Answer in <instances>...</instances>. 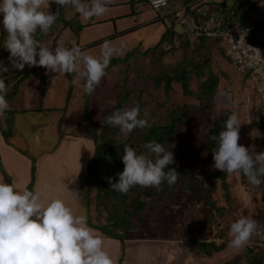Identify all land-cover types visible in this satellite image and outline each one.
Wrapping results in <instances>:
<instances>
[{
	"label": "rangeland",
	"instance_id": "374dc122",
	"mask_svg": "<svg viewBox=\"0 0 264 264\" xmlns=\"http://www.w3.org/2000/svg\"><path fill=\"white\" fill-rule=\"evenodd\" d=\"M204 1L218 3L222 0ZM175 2L177 7L180 6L181 0H175ZM252 2L254 7L247 11V17L250 20H247L246 16L245 18L237 16L235 19L241 22L245 20L249 24L251 21L264 24V6H261V0H252ZM224 3L227 5V9L233 4V0H225ZM218 5L222 7V4ZM211 6L206 7L211 9ZM67 9L60 14L63 19L70 20L75 14V10L71 6H68ZM171 11L172 9L169 11H154L148 5H141L132 0H110L107 5V12L102 16L90 19H84L80 14L76 16L77 23L72 21L76 25L71 28L74 27L75 29L81 23L92 22L81 27L78 33L71 31V28L49 33L41 44L42 46L49 49H54L57 45L70 48L73 45L81 46L83 43H90L99 37L107 36V38H110L115 32L128 28L130 31L127 34L107 41L109 42L110 59H122L126 52L130 51L131 53L132 50L139 54L128 58L127 64H119L116 67L106 69L104 77L90 95L86 94L82 87L74 89L73 85L72 89L75 90V94L67 96V82H65L64 74L47 73L46 71L45 76L43 67L22 79L12 94L13 82L21 79L25 74V71H18L19 73L12 79L11 85L7 83V87H10L5 97L9 104L7 111L11 110L12 114L10 113V117H8L9 112L4 113L3 117L0 115V123L3 125L5 122L4 124H6L5 118H9L8 121L12 123L11 142L14 145L27 151L29 155H33L36 150H38V153H42L59 143L65 135L71 133L86 134L90 124L99 131L106 124L104 118L109 115L108 110L117 104L116 95L122 92V82L126 77L124 88L130 93L129 99L120 109L113 111L110 115L125 108L138 106L141 110V118L146 113L148 126H151L152 124L162 125L167 123V113L171 110L175 113L182 111V119L176 124L173 135L169 137L164 147L172 153L175 152L177 163L185 169L184 174L180 175L181 177L177 179L176 183L186 184L187 186L174 194L167 195L164 199L162 197V186L158 188L146 187L145 189H140L138 186L139 191L137 190V193L139 192V196H137L146 205L144 211L138 213L133 219V227L140 229L133 234L141 232V228L146 227V230L150 233H144L143 236L149 235L150 238H156V236L157 238L163 236L171 238L173 233L176 232L182 239L179 241L189 244V246L193 245L191 241L214 242L216 245H220L230 240V225L226 223L227 219L224 220L225 213H218L216 207L235 204L238 205L236 206L235 220L242 215H248L256 219L255 208L261 207L260 188H263L264 184L257 187L249 184L247 180L243 181L239 174H227L226 183L229 194L225 196L221 190L220 181L207 180L205 177V174L217 171L213 167L212 152L208 147L210 138L208 131L212 128L213 122L216 120L221 121L223 116L217 118V110L213 114L209 106H205L206 103H199V100L195 97L194 94L197 93L198 88L195 73L188 74V77L191 78L189 83V90L193 93L191 96L184 95L180 84L177 82L171 83V90L168 93L164 92L163 85L159 88L154 87L151 77L164 70V66L174 65L180 62L182 58L179 49L181 46L180 41L175 36L172 40L175 52L165 58L163 62L162 60L155 61V57L159 55V50L152 51L166 29L172 28L175 34L184 35L179 25V17L167 16ZM158 15L161 19L158 18ZM61 17L59 16V21H63ZM97 21L101 22L96 23ZM132 28L134 29L131 30ZM6 37L7 34L5 40ZM200 39L189 38L188 40L197 41ZM105 42L91 47L88 46L89 48L83 51L86 54L100 58L101 53L105 51L102 48ZM142 49L143 52H146L145 55L140 52ZM217 51L219 52V57H216L218 61L217 63H211V70L218 74L220 67L229 77L228 83L223 80L220 81L222 88L217 90L229 92L232 95L233 104H230L226 98L224 101L223 99L217 100L218 98H214L213 104L220 108H230V111L237 115L240 124L238 144L245 147L255 145L258 152L262 151L263 145L259 147L256 142L259 134L253 119L255 111L245 106L248 97L252 94L251 86L248 82L244 83V79L234 70L232 63L220 58V49H217ZM137 74L142 75V80L138 82L134 81V76ZM75 75V73L67 74L70 81ZM230 80H233L234 84L229 85ZM82 83L83 79L81 78ZM42 87L46 88L43 91V97L41 96ZM233 96L235 97L234 101ZM65 98H68L67 104L62 108ZM141 103L144 105L141 106ZM40 105L52 109L45 113L39 109ZM259 113L262 115L261 111ZM60 116L62 121L63 119L66 120V125L61 129L64 133L61 138L58 135L56 126ZM113 127L119 128L117 126ZM134 132H136V129L127 135L121 133L119 137L121 140H126ZM146 193L149 196H145ZM175 200L183 204L180 206L181 203H175ZM89 205L88 200H83L80 203L86 217H92L90 214L93 205ZM180 226L183 227L180 228ZM261 239H264V234ZM175 244L180 245V242ZM242 248L236 249L228 246L219 253V260L217 259L218 262L216 263L244 264L245 259L242 253L240 254ZM138 250H136L138 255H135V259L139 257V264H153V252L161 251V248L158 244H146L145 249ZM192 251L195 254L193 257L197 258V250L193 249ZM260 252L259 257L263 258L264 248ZM132 253L133 251L130 250V259H134ZM167 259L172 260L174 263L182 262L180 258L175 257L173 259L170 255ZM207 262L205 264H213V260ZM197 264H201V261L197 260Z\"/></svg>",
	"mask_w": 264,
	"mask_h": 264
},
{
	"label": "clouds",
	"instance_id": "9594fccd",
	"mask_svg": "<svg viewBox=\"0 0 264 264\" xmlns=\"http://www.w3.org/2000/svg\"><path fill=\"white\" fill-rule=\"evenodd\" d=\"M52 2L58 5L54 14L48 10ZM109 3L110 0H0V14L7 33L4 48L11 66L0 61V73L11 69L22 71L26 65L43 67L47 73H75L71 83L92 94L110 62L109 42L102 45L105 51L96 58L76 45L49 49L35 39V34L38 29L48 33L60 15V8L71 6L81 17L90 19L104 15ZM151 3L160 8L166 6L167 0H151ZM247 47L257 56L262 54L257 48ZM7 78L0 77V115L9 108L5 98ZM104 122L119 127L124 135L148 126L147 114L141 118L138 106L105 116ZM239 128L237 115H227L223 129L212 137L216 142L212 149L213 167L228 175L242 174L249 184L258 187L264 184V151L258 152L255 145L238 144ZM144 147L150 156L137 154L125 144L121 157L124 169L116 174L118 181L106 178L112 189L126 194L135 186L158 188L163 180L174 184L181 177L175 168L168 167L174 163L172 151L155 140ZM257 225L258 221L248 215L232 222L229 246L244 247L257 232ZM0 264H113V260L104 250L103 239L88 226L87 218L75 215L62 199L42 202L36 191L17 190L0 180Z\"/></svg>",
	"mask_w": 264,
	"mask_h": 264
},
{
	"label": "trees",
	"instance_id": "16d2710c",
	"mask_svg": "<svg viewBox=\"0 0 264 264\" xmlns=\"http://www.w3.org/2000/svg\"><path fill=\"white\" fill-rule=\"evenodd\" d=\"M133 2H138L139 4H145L148 5L147 0H132ZM223 1V0H222ZM209 2L204 0H181L182 4L191 3L193 4V8L197 9L203 6L212 5L211 9L209 11L211 13L216 14L217 18L223 22L224 24H244L249 25V22L244 21H238L235 19L237 16H241L247 20H250L249 17H247V11L252 9L253 2L252 0H233V4L230 6V8L226 9V4L223 2ZM218 4H222V7H220ZM50 6L52 8V13H56L58 5H56L54 2L50 3ZM65 10H68L66 8H60V13H63ZM171 10V9H170ZM79 15L75 11V14L71 17L70 20L63 19L61 17V14L59 15L63 21H59V17L57 21L52 25L48 33H41L39 29L37 30L35 34V39L42 44L44 40L46 39V36L49 33L52 32H58V31H65L70 29L73 25H76V16ZM167 16H171L173 18H177L178 13L175 12L173 9L172 11L167 14ZM158 18H160V15H158ZM161 19V18H160ZM109 20V19H107ZM72 21H76V23H72ZM101 22L97 21L96 23ZM92 22L89 21L88 23L76 26L71 28V31L74 33H78L81 27L87 26L91 24ZM132 28L131 30H133ZM130 30L128 28L115 32L113 35L110 36V38H107V36L99 37L97 40L92 41L90 43H83L81 46H79L82 51L86 50L87 48L99 44L108 40H111L112 38H116L121 35H125ZM7 33L4 31V28L0 32V61H2L5 65L10 66L8 57L9 53L4 48V42H5V35ZM173 36L178 37L180 41V51L182 54V58L180 62H177L174 65H167L164 66V70L159 72L156 76H152L151 80L153 81V85L156 88H159L161 85H163L164 92L168 93V91L171 90V83L177 82L180 84L183 94L186 96H191L193 93L189 90V83L191 78L188 77L189 73H195L197 78V93H195V97L197 100H199V103H206L205 106H209L211 109V112L214 114L215 110H217V118H221L222 120H216L212 124V128L208 131V135H210L208 147L210 148L211 152L214 147H216V142L212 139V137L219 134V132L223 129L224 121L227 119V115L231 114L230 108L225 107H216L213 104V100L215 97V91H217L218 88H222L220 85V81L223 80L225 83H228L229 77L226 72L222 71V68L219 67L218 74L214 73L211 70V63L216 62V57H219V52L216 50L218 49L215 42L206 41L205 39H200L197 41H191L188 40L184 35H177L173 32L172 28H168L165 30V32L161 35L159 41L154 45L152 48V51L159 50L158 57H155V61H164L165 58H167L169 55L175 52V47L172 45L173 42ZM89 46V47H88ZM192 47V48H191ZM217 49H216V48ZM147 50V48H145ZM142 54L145 55L146 52H143V49L140 51ZM138 52H135L132 50V52H126V55L124 58H112L110 59L109 65L107 69L113 68L118 66L119 64H127L128 58H131L135 55H138ZM3 55H6L5 57ZM153 56V54H152ZM163 57V58H162ZM162 58V59H161ZM220 58L227 60L224 55L221 53ZM229 61V60H228ZM40 67L33 66L28 67L27 65L22 71H25V74L22 76L21 79H17L16 82L13 85V90L11 91L12 94L15 92V87L19 84V82L26 78L29 74H32L37 71ZM45 69V68H44ZM16 69H11L8 73H0V77H8L5 80L6 86L7 83L11 85L12 79L19 73ZM46 69H45V76H46ZM65 78L67 90L66 94L74 95L75 90L72 89L73 84L69 80V77L67 74L63 75ZM67 78V79H66ZM244 79V78H243ZM136 82L142 80V75L137 74L134 76V81ZM229 85L234 84L233 80H230ZM126 77L124 78L122 82V92H120L117 97V104L112 108L108 110V114L110 115L113 111L120 109L123 104H125L126 101H128L130 93L129 91L125 90V83ZM243 82V81H242ZM45 83V78H44ZM224 83V84H225ZM245 83V79H244ZM9 90V86L7 87ZM15 89V90H14ZM44 87L41 89L42 97L44 96ZM74 89H78V86L74 85ZM237 93V92H236ZM236 95V94H235ZM238 96V95H237ZM71 97V96H70ZM234 97V96H233ZM235 97L233 98L234 101ZM68 98L64 99V108L67 104ZM224 101V100H223ZM144 104L141 103V106ZM163 105V104H160ZM38 109V108H37ZM36 109V110H37ZM39 109L43 110L45 113L47 111H50L52 108H44L43 105H40ZM61 109V108H60ZM34 110V109H33ZM8 113V117H10V113L12 114L11 110H6ZM5 112V113H6ZM259 112L253 113V119L255 121V124L258 128V134L259 136L256 138L257 145L259 147L262 146V151H264V115H260ZM183 113L178 112L175 113L173 110L167 113V123H164L162 125H154L147 126L143 129H136V132L132 134V136L126 140H121L119 137V134L121 135L119 128H114L112 125L105 124L99 131L97 128L93 127V125L88 126V130L86 134H75L71 133L68 135L73 136H81L83 138L89 139L93 142L94 146V153L89 161V163L86 166L85 172L80 177V195H79V201L88 200L89 206L91 208L95 209L99 215H103L102 211L104 210L106 212L105 218H100L99 222L95 218V222L98 223L95 227L99 231L100 235L117 239L123 242V240L128 237L129 235L136 232L139 228L133 227L134 223V217L137 216L138 213L144 211L145 203L141 201V199L138 197L139 192L137 193V190L145 189L146 187H140L138 186L132 187L126 194H123L119 191H116L111 188L110 184L108 183L107 179L108 177H113V182L118 181V176H116L117 173L122 172L124 169V164L122 162L121 157L124 154V146L127 144L128 146L132 147L134 150H136L137 154H148V150L144 147V145L152 140L157 141L158 143L165 145L167 140L170 136L173 135L176 124L182 119ZM3 117V115H2ZM61 116L57 121V130L58 135L61 138V136L64 134L61 129L63 126L66 125V120H61ZM65 118V116H64ZM4 119V118H3ZM6 124L3 123V125L0 123V136L5 140V142L8 145H12L11 143V137H12V127L11 122H9V118H5ZM67 136V135H65ZM135 137V138H134ZM19 149V148H14ZM23 153L24 155L28 156V152L22 149H19L18 151ZM174 155V163L169 165V168H175L176 171L181 175L184 174L185 169L181 167L180 164L177 163V158L175 156V152H173ZM32 163V169H31V175L34 173V165L36 163V160L34 158H29ZM0 171L4 173L3 168L0 163ZM165 172L168 171V168L164 169ZM240 178L243 181H246L247 179L242 175L239 174ZM6 177V176H5ZM205 177L207 180L211 181H220L222 191L224 192L225 196H227L229 193L227 192V183L226 178L227 174L223 173L219 170L205 174ZM7 183L8 180L6 178ZM10 184V183H9ZM33 185V179L28 184L27 189L32 190ZM162 188V197H166L167 195L174 194L178 190L182 189L183 187H187L186 184H169L167 180H163L161 185ZM260 188V187H259ZM261 192V207H256V220L258 221L257 225V232L252 235L248 243L241 249L240 254L242 253L245 263L244 264H264V256L259 257V254H261L260 251H262V248H264V239H261L262 235L264 234V187L260 188ZM169 193V194H168ZM138 195V196H137ZM144 196V195H143ZM145 196H149L147 193ZM164 202V201H163ZM212 205V204H210ZM238 205H231V206H218L216 207L218 213H225L224 220H226V223L231 225L232 222L235 221V215L237 212ZM213 208V207H212ZM192 250H197V260H200L203 263H206L207 261H212L213 264L218 262L219 253L224 251L229 246V241H225L220 245H216L214 242H192ZM122 250H124V247H122ZM259 253H258V252ZM263 254V252H262ZM218 259V260H217Z\"/></svg>",
	"mask_w": 264,
	"mask_h": 264
},
{
	"label": "crops",
	"instance_id": "0c3cea01",
	"mask_svg": "<svg viewBox=\"0 0 264 264\" xmlns=\"http://www.w3.org/2000/svg\"><path fill=\"white\" fill-rule=\"evenodd\" d=\"M48 10L52 13L50 5ZM2 21L3 15L0 14V31L4 28ZM15 82L16 80L13 83ZM14 148L19 147L13 143L11 146L8 145L0 136V163L4 171V173L0 171V180L7 183V178L15 189L24 190L27 189L28 184L33 179L32 190L40 194L42 202H46L48 199L60 198L72 209L75 215L85 216L84 209L80 206L79 201L80 177L85 172L86 166L94 153L91 140L81 136L67 135L59 143L48 148L47 151L38 153V150H36L33 155L28 153V156L21 153V150L19 152L20 148ZM29 158L36 160L33 175H31L32 163ZM177 201L175 200V203H181ZM102 213L104 214L101 216L94 209L90 214L92 217H85L88 226L94 229L95 234L103 239L104 250L112 258L113 264H139V257L135 259V255H138V249H145L146 244H158L161 248V251L153 252V264H197V258L193 257L195 254L192 251V245L189 246V244L179 241L182 239L176 232L173 233L171 238H165V236L150 238L149 235L143 236L144 233L150 232L146 230V227H142L141 232L129 235L123 242L100 235L95 227L98 223L95 221L99 222L100 218H105L106 212L103 210ZM176 242H180V245H176ZM122 247H124V250H122ZM130 250L133 251L132 255L135 260L129 258ZM169 255L173 259L175 257L180 258L182 262L169 261L167 259Z\"/></svg>",
	"mask_w": 264,
	"mask_h": 264
},
{
	"label": "built area",
	"instance_id": "2783aa9c",
	"mask_svg": "<svg viewBox=\"0 0 264 264\" xmlns=\"http://www.w3.org/2000/svg\"><path fill=\"white\" fill-rule=\"evenodd\" d=\"M147 1L154 11L173 9L178 12L179 25L187 39L201 38L215 42L234 70L251 86L252 94L245 106L264 115V24L251 21L249 25H228L206 6L194 9L191 3H181L177 7L175 0H167L166 6L155 8L151 0ZM247 46L259 49L262 54L257 56ZM214 98L227 99L233 104L232 95L227 91L217 90Z\"/></svg>",
	"mask_w": 264,
	"mask_h": 264
}]
</instances>
